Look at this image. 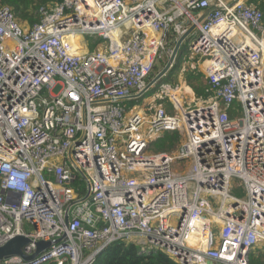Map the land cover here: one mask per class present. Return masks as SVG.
<instances>
[{"label":"built area","instance_id":"2783aa9c","mask_svg":"<svg viewBox=\"0 0 264 264\" xmlns=\"http://www.w3.org/2000/svg\"><path fill=\"white\" fill-rule=\"evenodd\" d=\"M39 11L25 27L0 0V247L19 235L29 239L25 255L50 245L0 264H97L116 241L178 264H251L264 252L262 9L248 0H61ZM192 25L188 58L215 95L185 109L193 88L166 81L152 101L167 98L175 113L127 109ZM174 131L177 150L150 151V136Z\"/></svg>","mask_w":264,"mask_h":264},{"label":"trees","instance_id":"16d2710c","mask_svg":"<svg viewBox=\"0 0 264 264\" xmlns=\"http://www.w3.org/2000/svg\"><path fill=\"white\" fill-rule=\"evenodd\" d=\"M61 0H1L3 4L9 5L16 19L25 26L26 24L32 26L36 22L40 21V7L54 6ZM250 3L257 8L264 9V0H250ZM187 45L183 44L179 56L176 59L178 65L174 69H179L181 65L183 50ZM175 62V64H176ZM175 66V65H174ZM172 68V69H173ZM171 72V70L169 71ZM191 72V71H188ZM170 73L165 77H170ZM188 85L191 86L195 92V95L200 101H206L211 99L215 95V90L209 82L207 76L198 71L196 74L189 75ZM158 102V101H156ZM160 103V102H159ZM165 150L173 149L176 145H179L183 141V137L179 132H169L165 134ZM168 142V143H167ZM260 251L257 249L252 252L250 257L251 264H264V253L258 254ZM97 264H178L171 256L164 251H157L151 254H139L138 247L133 243H127L125 241H116L109 245V247L102 252L99 256Z\"/></svg>","mask_w":264,"mask_h":264},{"label":"rangeland","instance_id":"374dc122","mask_svg":"<svg viewBox=\"0 0 264 264\" xmlns=\"http://www.w3.org/2000/svg\"><path fill=\"white\" fill-rule=\"evenodd\" d=\"M262 11L264 13V9H262ZM25 27H29V25L26 24ZM196 37H197V32L194 31L187 38V41H189V43L192 44L193 41L196 39ZM189 43H188V45L186 44L187 46L185 47V49L182 52L184 54L182 55V59L180 61L181 62L180 66H182V63H184L187 66L186 69L192 72V69L195 66H196V68H198V70H200V68L198 66V63H196V61H190L189 58H188V56H190V53H192ZM89 48H90V45H89ZM163 56H164L163 58H159L157 60V64L155 65V67L153 69L151 78L154 77L160 70H162L164 68V66L168 63V61L170 59V56L168 54L166 56L163 54ZM177 65H178V62H176L174 68ZM174 68L171 69V72H168V74L170 73V75H171L170 77H163L156 85L151 87L142 97L137 98V99H133V100H125L123 102V104L126 106V108L127 109H132L134 107H140L141 106L145 110H153L154 107H157L159 104H162V105L165 106V108L168 110V112L175 113L174 109L172 108V106L170 104V101L167 98H163V99L157 100L158 102H153L152 101L154 99L152 97H154L155 94L158 92L159 85L161 83H163V82H166V81L180 82L181 84H183L185 86L186 91L193 95L192 89L187 84L186 85L184 84V81L186 83L188 82L189 74H191V73L186 72L187 70L183 71L185 73H179L180 67H179V69H174ZM181 71H182V68H181ZM180 76H181L182 79H180ZM44 96L48 97V94L44 93ZM188 98L189 97H187V99L184 102V108L185 109H187L188 107H192V106L195 107L199 103L203 102V101H200L201 99L197 100V97H196V102H194V104H190V101H189ZM231 107H232L231 110H232V112L235 115H240L242 113V107L240 106V103L238 101H235ZM166 133H169V132H166ZM165 134L164 135H160V136H156V137L155 136H150V141H151L150 151L157 152V151H162V150L167 149L164 146L165 145V140H164ZM180 135H181V133H180ZM180 144L176 145L173 149L167 150V151L172 152L174 150H177V148L180 146ZM78 182H80V181H78ZM81 183L83 184L84 187L86 186L84 182H81ZM232 191H233V193H235L237 195L244 196V194H245L244 193V182L241 179H239V178H233V180H232ZM27 229H28V227H27ZM259 251H260V253L257 252L256 255H258V254L260 255L261 253L262 254L264 253L262 250H259Z\"/></svg>","mask_w":264,"mask_h":264},{"label":"water","instance_id":"95a60500","mask_svg":"<svg viewBox=\"0 0 264 264\" xmlns=\"http://www.w3.org/2000/svg\"><path fill=\"white\" fill-rule=\"evenodd\" d=\"M197 28L196 25H192L186 33H184L179 40L176 42L173 53L170 56L168 63L164 66L162 70H160L154 77H152L151 81L148 84L146 90L142 91L139 94L133 95V98L142 97L151 87L156 85L163 77H165L168 72L173 68L174 63L176 62L177 57L179 56L180 50L185 44L187 38L193 33V31ZM82 173V172H81ZM83 174V173H82ZM90 191L87 192V195L84 199L88 198ZM29 242V239L23 235H19L11 239L7 244L0 247V259L4 257H8L14 254L23 255L27 260L34 258L37 254L42 252L45 248L50 245L48 241H39L37 243V249L32 255H25L23 253V247L26 243Z\"/></svg>","mask_w":264,"mask_h":264},{"label":"crops","instance_id":"0c3cea01","mask_svg":"<svg viewBox=\"0 0 264 264\" xmlns=\"http://www.w3.org/2000/svg\"><path fill=\"white\" fill-rule=\"evenodd\" d=\"M252 1V0H251ZM248 2L250 3V0H248ZM188 42L189 41H187V45H188ZM181 68H183L182 66H180V71H179V73H182V71H181ZM195 68V69H194ZM193 69H192V72H188V73H191V74H196L197 72H198V68H196V66L194 67ZM187 70V69H186ZM178 73V74H179ZM184 73V72H183ZM191 74H189V75H191ZM180 79H182L181 78V76H180ZM173 83H176V81H172ZM177 83H180V82H177Z\"/></svg>","mask_w":264,"mask_h":264},{"label":"bare ground","instance_id":"6f19581e","mask_svg":"<svg viewBox=\"0 0 264 264\" xmlns=\"http://www.w3.org/2000/svg\"><path fill=\"white\" fill-rule=\"evenodd\" d=\"M180 85H182L181 83H179ZM184 88H185V86H184ZM185 91H186V88H185ZM187 92V91H186ZM175 100H176V102H178L179 103V101H180V98H179V96H177V95H175Z\"/></svg>","mask_w":264,"mask_h":264}]
</instances>
